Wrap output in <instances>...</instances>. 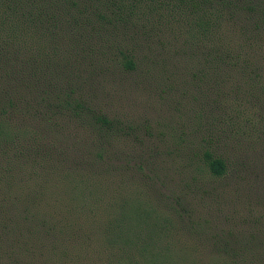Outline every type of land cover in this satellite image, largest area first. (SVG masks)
<instances>
[{
	"label": "trees",
	"instance_id": "1",
	"mask_svg": "<svg viewBox=\"0 0 264 264\" xmlns=\"http://www.w3.org/2000/svg\"><path fill=\"white\" fill-rule=\"evenodd\" d=\"M115 72L160 94L187 76L202 106L188 123L246 140L238 177L264 207V0H0V264L67 257L84 214L128 201L133 169L163 184L158 172L178 167L184 188L216 197L235 180L211 136L184 145L109 115L99 96ZM144 137L160 143L148 158L133 152ZM250 224L213 253L264 264V210Z\"/></svg>",
	"mask_w": 264,
	"mask_h": 264
},
{
	"label": "rangeland",
	"instance_id": "2",
	"mask_svg": "<svg viewBox=\"0 0 264 264\" xmlns=\"http://www.w3.org/2000/svg\"><path fill=\"white\" fill-rule=\"evenodd\" d=\"M113 77H106L99 96L109 115L132 121L137 127L149 126L150 132H162L169 140L183 135L184 145L211 136L212 146H218V153L235 170V180L218 190L216 197L194 187L184 188L180 181L184 174L178 167L158 172L162 178L166 175L163 184L146 178L150 176L148 168L142 173L133 169L128 178L134 183L126 185L128 201L106 198L92 207V214L81 217L80 233L86 238L75 244L67 257H57L56 264H227L213 253L218 238L251 231L252 218L264 210L255 205L245 180L238 177L245 176V170L240 174L239 169L249 156L244 154L246 140L226 126L224 130L229 134L217 133L219 127L207 125L206 119H202L199 133L192 128L188 121L202 106L192 101L188 77L182 72L176 74L171 96L145 88L134 74L115 72V79L110 81ZM144 140L145 146L135 145L133 152L148 158L151 152L147 147L154 150L160 143L155 138ZM107 193L112 195L113 190L109 188ZM122 224L130 228L128 242L117 237V227Z\"/></svg>",
	"mask_w": 264,
	"mask_h": 264
}]
</instances>
